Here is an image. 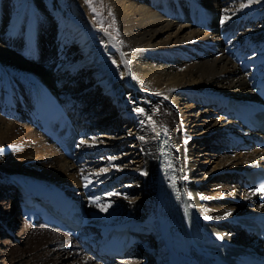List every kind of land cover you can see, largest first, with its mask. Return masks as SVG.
Masks as SVG:
<instances>
[{
	"label": "bare ground",
	"instance_id": "1",
	"mask_svg": "<svg viewBox=\"0 0 264 264\" xmlns=\"http://www.w3.org/2000/svg\"><path fill=\"white\" fill-rule=\"evenodd\" d=\"M71 1L74 14L82 22L90 23L95 29H110L111 34L104 36L109 42L108 47L112 49L114 46L110 51L124 69H120V74L116 70L96 74L94 60H91V56L85 57L89 50V39L83 27L56 8L46 5L44 0H0L1 206L6 210L11 209L14 219L19 218L14 201L17 199L14 195L16 191L9 184V177L15 173L38 177L70 191L77 198H86L93 192L103 191L102 188L111 184V179L87 194V186L81 187L83 181L84 185L91 184L115 168L119 175L113 178L117 180L123 176L121 173L127 175L130 172L118 167L121 158L103 159L105 166L94 173L88 169L79 171L75 163L61 155L48 139L20 120L23 117L21 112L33 100V84L37 80L49 83L54 89L55 84L59 89L66 88L69 91L64 97L74 98L76 103L91 96L98 88L99 97H89L88 107L91 105L94 112L102 113L101 110L112 106L110 108L115 115L111 122L118 129L110 124L107 128L116 129L115 132L122 128L119 127L122 120L128 119L127 124L132 128L130 138L135 137L138 141V147L135 146L134 150L138 149L141 153V158L137 156L135 168L140 166L143 185L140 189V186L132 184L130 176H124L126 178L122 180L123 188L119 193L108 192L94 199L90 214L95 224L102 226L129 220L139 222L143 232L153 238L155 244L151 248L147 244L142 246L146 256L143 263L165 264L154 222L157 208L156 144L158 135L163 131L170 135L180 181L206 228L227 241L254 244V240L243 233L230 230L226 220L239 214L264 211V206L257 203L264 198V192L244 191L241 196L238 192L244 188L236 182L232 184L238 171L264 165V150H233L232 159L220 158L215 170L224 171L222 179L225 183L219 187L226 192L216 197L218 193H208L199 188L195 167L191 165L194 147L190 144L189 133L192 131L183 129L188 124L198 127L200 118L211 113L209 110L197 114L203 106L217 111V107H221L228 98L249 97L254 85L264 78V0H97L96 10L108 19L102 25H97V20L93 18L95 10L89 3L84 0ZM198 7L204 16L192 23L190 9ZM190 24L198 27V30H193ZM86 28L90 29V26ZM234 29L240 30V40H227ZM238 48L253 49V57L237 64L233 52ZM256 72L259 73L255 75ZM92 80L96 81V86L90 83ZM115 82L119 87L109 88ZM105 96L110 105L102 102ZM14 116H19V119H14ZM100 123L105 122L99 120L97 124ZM211 130L212 133L206 135L209 141L221 142L222 135L231 140V135L238 134L235 132L236 125L223 119L215 120ZM103 138L108 141L100 144L117 147L111 137ZM83 144H91L92 147L98 145L96 141L88 140H84ZM83 149L87 153L88 147L82 146L80 150ZM90 154L99 155V152ZM87 164L97 166L98 163L91 160L81 168ZM122 189L125 192L142 191L140 198L130 203L134 204L133 208L112 203L121 200L124 205L127 204L128 194L122 196ZM229 189L235 192L227 193ZM104 198L111 202H103ZM18 235L23 241L21 247L13 248L9 243H4L7 249L4 254L11 259L9 264H65V260H69L70 264H97L88 255L71 249L75 246L71 238L58 230L31 227L24 223ZM257 249L264 251L263 246H257ZM4 264L8 263L4 261Z\"/></svg>",
	"mask_w": 264,
	"mask_h": 264
},
{
	"label": "rangeland",
	"instance_id": "2",
	"mask_svg": "<svg viewBox=\"0 0 264 264\" xmlns=\"http://www.w3.org/2000/svg\"><path fill=\"white\" fill-rule=\"evenodd\" d=\"M46 2V5L51 6L53 9L56 8V10H59L62 14L66 15V17L70 18V20L74 23H76L77 25H79L86 37L89 39V50L87 52V54L85 55V57L87 56H91V60L95 62V66L97 67V73L96 74H103V73H111L112 71L116 70L119 72V74L121 73L120 69H124V67H122L119 63L116 62L115 57H114V53L110 50L113 49L114 46H112L110 49L108 47L109 42L106 41V34H111V31L109 28H103L102 30L99 29H95L93 25H91L88 22H86V24L84 22L81 21L80 17L76 14H74V6L71 0H44ZM87 3H89L90 7L93 8L95 10L94 13V17L97 21L96 23H98L97 25H102L105 24V22L108 21V19H105V14H101V12L97 11L96 9L98 8L97 6V0H84ZM100 1V0H99ZM227 8V7H226ZM92 13V14H93ZM219 15V14H217ZM79 19V21H78ZM81 21V23H80ZM178 22V20L176 21ZM86 26H90L89 28H86ZM99 27V26H98ZM111 28H113V25H110ZM89 30V31H88ZM104 30V31H103ZM193 30L196 31L195 28H193ZM105 35V36H104ZM164 37V36H163ZM112 52V53H111ZM114 57V58H113ZM84 59V58H83ZM82 60V58H81ZM111 62V63H110ZM114 63V64H113ZM121 67V68H120ZM99 68V69H98ZM99 71V72H98ZM118 74V75H119ZM83 75V74H82ZM81 75V76H82ZM99 76V75H98ZM119 77H117L118 79ZM115 79V81L117 80ZM57 80V78H56ZM96 80V79H95ZM95 80H92V82L90 83H94L96 82ZM98 83V82H97ZM82 84V82H81ZM96 83H94L93 86ZM56 85V84H55ZM105 85V84H103ZM80 85H77V88ZM83 85H81L82 87ZM58 88V86H56ZM112 87H119L118 82H115V85L110 86L109 88ZM64 88V87H62ZM80 88V87H79ZM65 93L68 92L66 91V88H64ZM62 92V91H61ZM100 93H98V88L95 90V93H91V96H88L86 99H83V103L82 104V108L84 111H87L88 113L86 114L88 118L92 119L93 121H95L94 123L97 124L99 122V120L105 123H100L97 124L96 127V135L93 137L96 140V143L98 144L97 148L100 147H104L106 148V150L108 152H112L113 154L109 157H105L104 159H114V158H121V162L118 164V167H121L123 169H126L127 171H130L127 175L121 173L123 176V179L125 180V178L127 176H130L129 180H131L132 184L135 186H140V189L143 185V179L142 176L139 174V169L140 166L135 168V162L141 158V153L138 152V149L134 150V147H138L137 145V140H135V137L130 138L131 133H132V128L130 127V124L128 123V119L122 120V123H120L119 127H122L121 129H119L118 132H115L116 129H110L107 128V126L110 124V126H112L113 128H117L115 127L116 124L112 123L111 121H113L111 118L113 115H115V113H113L112 111V106H107L108 108H105L101 111H103L102 113H97L94 112L91 106V110H90V106L88 107V100L89 97H99ZM67 96V93L65 94ZM63 94V96H65ZM101 95H105V94H101ZM74 96H72L73 98ZM93 98V100H95ZM186 98V97H185ZM74 99V98H73ZM86 101V102H85ZM88 101V102H87ZM104 103V105L107 103V105H110L109 100L105 98L102 101ZM200 106V105H198ZM202 107V106H200ZM97 110V108H96ZM211 111V113H207L205 116L206 117H202L200 118V122L197 123V125H199L198 127H192L191 125H187V127H184V131H192L189 134L191 135V139H190V144L194 147V151H193V158L191 159V165L192 167H195V172H196V178L199 180L198 184H199V188H201L203 191H206L208 193H218L216 195V197L218 195H221L222 193H225L226 190L220 188L219 186L221 184L224 185L225 180L222 179V175L224 174V171L221 170H215V167L217 166V164L219 163V161L221 160L220 158H231L232 159V155L233 152H229L227 151V144L224 142L222 143V137H224V135L221 136V142H219L218 140H212L209 141V139L206 137V135L209 133H212V128L214 126L215 120L217 119H223V116L219 114V111L214 110V108L212 107H202L201 109H199L197 111V114L199 113H205L204 111ZM115 111V110H114ZM179 111V109H178ZM199 112V113H198ZM96 114L95 116H93L94 114ZM216 113V114H214ZM99 114V115H98ZM118 116V115H117ZM105 117V118H104ZM97 119V120H96ZM118 119L116 117V123H117ZM223 121H225L223 119ZM108 122V123H106ZM115 122V121H114ZM226 122V121H225ZM183 126L185 124H182ZM103 126V127H101ZM196 130V132H195ZM183 131V132H184ZM221 132H224L223 130H221ZM192 133V134H191ZM202 133V135H201ZM215 133V132H214ZM222 133V134H224ZM199 134V136L197 135ZM105 136H109L111 137V141L113 142L114 146L116 145L117 147H113L110 146L108 143L107 144H100V142H104V140L107 142L108 140L106 138H103ZM203 136V137H202ZM200 137V138H199ZM135 138V139H134ZM203 139V140H201ZM205 139V140H204ZM205 142H207L208 144H205ZM132 144V145H131ZM225 150V151H224ZM254 150V149H251ZM249 150V151H251ZM133 153V154H132ZM197 153V154H196ZM198 154H200V156L198 157ZM196 155V156H195ZM137 156L138 159H137ZM190 159V157H189ZM106 162L102 163V167L105 166ZM117 164V163H116ZM37 172H39L38 169H36ZM78 173V172H77ZM76 173V174H77ZM117 174H119V172H116V176H118ZM133 174H135L134 176H132ZM126 176V177H124ZM51 177H48V179H50ZM122 179V180H123ZM130 183V182H129ZM218 184V185H215ZM232 184H236L234 182H232ZM218 186V187H217ZM215 187V188H214ZM217 187V188H216ZM1 189V188H0ZM220 191H216V190ZM245 190L241 189L239 190L238 194L239 195H243ZM130 191L125 192L126 194H128ZM234 193L235 191L233 189H229V191L227 190V193ZM248 192V191H246ZM142 193V191H140L139 189H137L136 191H132L130 192V194L127 195V199L125 198V202L126 200L128 201L127 204L125 203V205L123 204L124 202L121 200H118L114 202L119 205V206H129L131 208L134 207V204H130L133 201H136L140 198V194ZM255 204V203H254ZM18 209V207H17ZM0 212L4 213L3 215H0V264H4L5 263H11V259L7 258L5 256V251L7 250L6 247L4 246V243H9L11 245V247H21L22 244V240L20 239V235H18V231L21 230V228L24 226V221L22 220L20 214H19V210H18V214H19V218H13L12 217V213H11V209H4L1 204H0ZM0 213V214H1ZM10 229L13 231V235L12 236H8L5 234V230ZM9 247V249L11 248ZM154 247L153 243L150 242L149 244V248ZM3 248V249H2ZM12 249V248H11ZM64 249V248H63ZM139 258L141 260H139ZM135 261H132V259H129L127 261V263L129 264H145L143 262H145L146 260V256L143 254V250L140 249V252L138 254H136V256L134 257ZM65 264H70V261L65 260L64 261ZM147 264V263H146Z\"/></svg>",
	"mask_w": 264,
	"mask_h": 264
},
{
	"label": "snow or ice",
	"instance_id": "3",
	"mask_svg": "<svg viewBox=\"0 0 264 264\" xmlns=\"http://www.w3.org/2000/svg\"><path fill=\"white\" fill-rule=\"evenodd\" d=\"M140 111H142V110H140Z\"/></svg>",
	"mask_w": 264,
	"mask_h": 264
}]
</instances>
